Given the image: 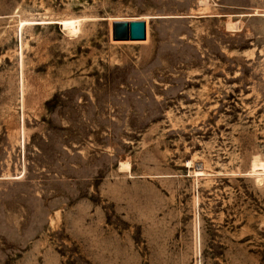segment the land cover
Returning a JSON list of instances; mask_svg holds the SVG:
<instances>
[{"label":"rangeland","instance_id":"obj_1","mask_svg":"<svg viewBox=\"0 0 264 264\" xmlns=\"http://www.w3.org/2000/svg\"><path fill=\"white\" fill-rule=\"evenodd\" d=\"M0 264H264V0H0Z\"/></svg>","mask_w":264,"mask_h":264},{"label":"water","instance_id":"obj_2","mask_svg":"<svg viewBox=\"0 0 264 264\" xmlns=\"http://www.w3.org/2000/svg\"><path fill=\"white\" fill-rule=\"evenodd\" d=\"M112 41H143L146 39V23L143 20H116L111 24Z\"/></svg>","mask_w":264,"mask_h":264},{"label":"bare ground","instance_id":"obj_3","mask_svg":"<svg viewBox=\"0 0 264 264\" xmlns=\"http://www.w3.org/2000/svg\"><path fill=\"white\" fill-rule=\"evenodd\" d=\"M63 26L64 28L68 29L70 33H75L79 28V23L76 20H65L63 22ZM254 167H257V164H255Z\"/></svg>","mask_w":264,"mask_h":264},{"label":"trees","instance_id":"obj_4","mask_svg":"<svg viewBox=\"0 0 264 264\" xmlns=\"http://www.w3.org/2000/svg\"><path fill=\"white\" fill-rule=\"evenodd\" d=\"M56 98H58L57 94L52 97V100L46 102V106L49 107L53 100H55Z\"/></svg>","mask_w":264,"mask_h":264}]
</instances>
